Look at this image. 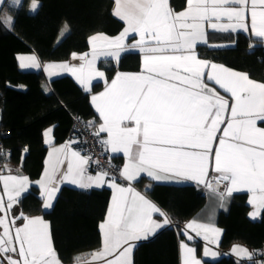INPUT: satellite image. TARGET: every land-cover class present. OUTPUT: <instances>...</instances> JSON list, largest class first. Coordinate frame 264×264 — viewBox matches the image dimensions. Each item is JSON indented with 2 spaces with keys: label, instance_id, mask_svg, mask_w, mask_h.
Listing matches in <instances>:
<instances>
[{
  "label": "snow or ice",
  "instance_id": "6c2138e0",
  "mask_svg": "<svg viewBox=\"0 0 264 264\" xmlns=\"http://www.w3.org/2000/svg\"><path fill=\"white\" fill-rule=\"evenodd\" d=\"M19 2L12 0L14 5ZM249 2L250 34L264 39V9L257 10V5L264 6V0H187V9L180 13L173 12L168 0H115L113 15L126 24L118 37H90L92 59H88L87 54L79 57L72 54L73 59L85 61L79 67L67 63L45 66V72L50 68L70 72L84 90L89 91L92 78L104 76L95 67L98 57L118 60L120 53L128 48H138L144 54L140 74L118 73L104 92L91 97L102 121L94 135L99 137L106 133L107 138L100 143L113 153L122 152L126 158L120 170L121 179L137 181L144 174L151 181H160L169 178L163 174H174L206 184L221 200L226 194L230 196L234 191L246 189L251 194L249 204L256 209L250 215L255 217L264 209V128L257 127V121L264 122V82L250 79L247 73L199 59L195 52L198 43H208L204 21H209L207 27L214 30L249 31L245 15ZM37 7L33 0L31 10ZM222 17L229 23L210 22L212 18L220 21ZM3 23L11 29V17H6ZM129 33L137 34L140 39L126 45ZM96 40L104 43L98 46L93 43ZM18 59L29 61L21 67L40 66L35 56ZM209 67L207 81L229 93L231 105L205 83V69ZM229 107L230 116H226ZM50 133L51 129L46 130L45 136ZM45 143L49 141L46 139ZM65 149L68 163L62 180L81 188L106 182L107 171L86 175L85 165L89 164L90 157L73 151L67 144L53 151L61 153ZM56 163H63L59 156L51 169L45 168L37 182L45 197V208L51 207V199L57 192L53 186L57 181ZM210 168L218 174L215 185L207 181ZM0 182L7 196V204L0 198V212L5 213L0 216V264L4 260L7 264H61L45 221L25 216L23 212L8 220L17 198L28 190V177L0 176ZM107 182L118 194H114L107 218L99 225L102 248L93 254V259H99L101 264H132L135 245L130 241L140 239L141 233L147 238L148 233H155L170 221L164 211L132 187H121L115 177ZM220 184H225V191H217ZM153 214L163 217V221L154 219ZM21 219L24 223L17 227L16 221ZM186 228L205 233L217 231L196 222H189ZM180 247L182 264H201L192 248L184 243ZM233 251L242 258H251L246 249L234 246Z\"/></svg>",
  "mask_w": 264,
  "mask_h": 264
},
{
  "label": "trees",
  "instance_id": "16d2710c",
  "mask_svg": "<svg viewBox=\"0 0 264 264\" xmlns=\"http://www.w3.org/2000/svg\"><path fill=\"white\" fill-rule=\"evenodd\" d=\"M29 1L8 7L12 15L11 29L3 23L4 9L0 10V130L9 131L0 138L2 148L10 151L0 161V170H18L34 180L44 166L48 148L44 143L46 128H52L54 144L71 139L75 143L76 137H70L75 116L93 122L96 130L98 117L90 95L100 90L104 81L94 82L91 90L85 91L69 75L48 80L41 69H21L18 54L33 53L41 64L64 61L73 53L89 51L92 35L116 36L124 24L113 15L112 0H38L35 11L28 10ZM185 1L170 0V6L178 11L184 8ZM132 38L126 45H131ZM207 40V44L196 46L199 58L244 71L250 78L264 82V45L260 39L242 32H209ZM219 44L224 46H216ZM140 68L138 52H123L115 66L104 68L105 80L118 71ZM145 183L146 179L142 178L134 185L160 206L171 224L138 242L132 264H180L178 244L185 236L184 224L197 217L207 205V192L195 185L145 187ZM110 196L111 190L107 187L83 190L63 185L51 208L45 209L38 188L32 186L18 199L17 206L26 216L41 215L48 221L56 254L64 264H73L79 253L101 246L99 225L106 216ZM247 212L246 194L229 197L228 209L220 211L216 219L224 230L218 247L221 256L217 260H205L204 264H244L245 261H237L229 254L234 243L254 253L264 245V209L255 222L247 217ZM191 242L198 247L201 243L195 238Z\"/></svg>",
  "mask_w": 264,
  "mask_h": 264
},
{
  "label": "crops",
  "instance_id": "0c3cea01",
  "mask_svg": "<svg viewBox=\"0 0 264 264\" xmlns=\"http://www.w3.org/2000/svg\"><path fill=\"white\" fill-rule=\"evenodd\" d=\"M112 1H113V7H112V12H113V10L115 8V0H112ZM22 2H23V0H20L19 5ZM35 2L39 5V1L38 0H35ZM32 4H33V0H30L28 5H27V8H28L29 11H32L31 10ZM168 4H169V7L171 8L170 0H168ZM19 5H14L12 3V0H0V10L3 8L4 9L3 10V15L5 17H11V19H12V15L8 11V7L12 8V7H17ZM187 7H188V5H187V0H186L185 1V6H184L183 9L178 10V11H173V12L174 13L183 12V11H185L187 9ZM250 9H251V4L249 2V10H247L246 14H245L246 15V23L248 24L249 31L246 32L243 29H237L234 32L231 31V30H228V31L214 30L212 28L207 27L209 21H204L203 23H204V26H205L206 33L208 34L209 32H223V33L229 32V33L235 34L237 32H242V33H246V34H249L250 36H252L250 34L251 33V12H250ZM260 9H264V6L257 5V10H260ZM116 18L119 19L118 17H116ZM120 21H122V20H120ZM122 22H123L124 26H123V29L121 30V32L126 27V24L124 23V21H122ZM210 22L223 23V24L229 23V21L227 20L226 17H222L220 19V21H216L215 18H212V20ZM65 30H66L65 28L62 29V35L65 33ZM120 33L118 35H116V36H111V37L110 36H106L104 34L98 33V34L92 35L91 37L98 36V35H103V36L108 37L109 39H114V38L118 37L120 35ZM130 37H133L132 40H131V45L134 44L136 41H138L140 39V37L137 34L129 33L128 36L125 38V43L128 41V39ZM252 37L256 38V39H260L262 41L263 45H264V39L257 38L255 36H252ZM93 43H95L96 45L99 46V45L103 44L104 41L96 40V41H93ZM201 43H198V44H201ZM216 46H224V44H219V45H216ZM97 50H99V48ZM126 51H136V52H138L140 54V58H141V68H140V70H138V71H118L110 79L105 80V76H103V77H93L92 80L89 82V89L91 90V86H92V84L94 82H96V81H104V84H103L102 88L100 90L96 91V92L91 93V95H90V103L92 105V108L94 109V112L96 113V116L98 117V122L96 123V130H98L99 124L102 121H101V119L99 117V113L96 112L95 107L93 106V104L91 102V97L94 96V95H99L100 93L104 92L105 88L107 87V85L110 84L111 81L114 78H116L118 73H120V74H140L142 72V61H143V55L144 54L141 53L138 48H128V49H126L123 52H126ZM92 52H93V48H92V45H90L89 51L81 52V53H75V54L77 55V57H79L81 55H84V54H87L88 59H92ZM123 52H121L120 55ZM195 52H196V48H195ZM30 56H35L36 57V55H34L33 53H21V54H18V57H30ZM199 59H201V58H199ZM36 60H37V62L40 65L39 67H34V66L21 67L22 63L29 64V61H27V60L21 61V60L18 59V62L20 64L21 69H23V70L24 69H28V70H40L41 69L44 72V74H45V76H46V78L48 80L56 78V77H59V76H63V75H69L72 78H74V80L76 82H77L76 78L70 72H68L66 70H62L60 68H50L48 72H45V66L46 65H59V64L67 63L70 66L79 67L81 64L85 63V61H82L79 58L73 59V55H71L67 60H64V61H48V62H45L43 64L40 63V61L38 60L37 57H36ZM202 60H204V59H202ZM116 63H117V59H114L112 57L100 56L95 61V67H96L97 71H100V72L104 73L103 67L108 68V67H111L113 65L115 66ZM210 63H213V62H210ZM100 64H101V66H100ZM214 64L223 66V67H225V68H227L229 70H232V71H236V72H240V73H246L244 71H240V70H235V69L229 68V67L224 66L222 64H218V63H214ZM210 70H211L210 67L205 69V76H204L205 83L208 84V87L215 88L216 91L221 96H224L225 99L229 100V105H231L232 100H231L230 94L229 93H225L223 91V89H220L218 85L214 84V82L207 81L206 73H207V71H210ZM50 73H52V74L50 75ZM250 79H252V78H250ZM252 80H254V79H252ZM254 81L260 82V81H257V80H254ZM78 84L81 86L80 83H78ZM20 88H23V87L20 86ZM226 116H230V107H229V111L226 113ZM262 123H264V122L257 121V127L264 128V126L261 125ZM222 127H223V125H222ZM46 130L47 129H45V131ZM45 131H44V143H45L46 139L49 141V143H45V145H47L48 148H47V152H46V155H45V158H44V166H43V169H42V172H41L40 176L37 179H34V180L29 179V187H28V190L26 192H28L31 189L32 186H36L38 188V190H39L40 196L42 197V195H41L42 189H41L40 185L37 182L41 180V177H42V175L45 172V168L48 167L49 169H51L52 166H53V163L57 159V156H59V159L62 160L63 163L62 164L61 163H56L57 181H56V184L53 185V186L57 188V192H56L55 196L51 199V205H53V203H54V201L56 199L57 193H58L59 189L61 188V186H63V185H68V186L76 187V188L83 189V190L100 189V188H103V187H107V188H109L111 190V196H110V200H109L106 216H105L104 220H102L100 222V224L103 223L106 220V218H107L109 207L113 203L114 194H118V193H116V190L111 188L109 186V183L107 182V181H110L112 179L106 177V182L104 184H102L101 186H96L95 184H93V185H91L90 187H87V188H81V187L77 186L76 184L71 183L69 180H62L61 177L63 176L64 173L67 172V163H68L67 162V158H66L67 150L65 149V152L56 153V152L53 151V149L54 148H61V146H64V145L67 144L73 151H77V152H79V151L74 147V140H72V139L71 140H65V141H63V142H61L59 144H54V142H53L54 137H53V133H52V128H51L50 135L47 136V137L45 136ZM220 134H222V133H220ZM101 135L103 136V139L107 138V134L106 133H102ZM216 145L218 146V140L216 141ZM107 151H108V153L111 156H113L115 159H118L120 161L119 166H120V170H121L123 168L125 162H126V158L124 157L123 153L122 152L121 153H113V152H111L110 149H107ZM50 153H52L51 156L49 155ZM80 154L82 155V153H80ZM211 161H212V167H214V163H215V161H214V153H213V156L211 158ZM85 168H86V165H85ZM1 171L2 170H0V172ZM3 171H4V173H9L8 175L16 173L18 175L27 176L25 173H21L18 170H3ZM96 174H89L86 171V175L95 176ZM163 175H165V176H167L169 178H165V179H162L160 181H151L150 178H148L146 175L141 174V178H139V179H142V178L146 179V183L144 184L145 187H149L151 184H164V185H176V186H182V185H187L188 184V185H195V186L203 187L206 190V192H207V205L200 212V214L198 213L197 217L186 221L185 224H184V232L185 233L187 232L188 235L183 236L180 239L179 244H178L179 262H180V264H182V261H183L182 249L180 247L181 243H184L185 245H187L188 247H190V248H192L194 250L195 257H196L197 260H199L201 262V264H204L205 260H217L218 258H220L221 255H220V251H219L218 247L221 244V241H222V238H223V234H224V230H223V228L221 226H219L216 223V219H217V215H218V213L220 211L226 212V210L228 209L229 197L230 196H232L234 194H241V193L246 194V204L248 205L247 217L253 222L258 221L260 219V217H261V213H262L263 209H260L259 212L255 215V217L250 215V213H253L254 211H256V209H255V207L252 204H249V199H250V195L251 194L246 189H241V190H238V191H234L230 196H228L226 194L225 198L223 200H221L220 197L215 192H213L212 190H210L206 186V184H201V183H198L195 180H189V179H187L185 177H182V176L181 177H175L174 174H163ZM217 175L218 174L215 173L214 171H212L211 168H210L208 176H207V181H210L213 185H215V177ZM115 182L117 184H119L121 187H132L136 192H138L141 195L145 196L146 199H148L149 201L154 203L158 208H160V206L156 202H154L150 197H148L145 193H143L140 189H138L134 185V183L136 181L129 182V181L120 179V180H115ZM219 187H222V191H220V192L225 191V184H220ZM217 191H219V189H217ZM2 192H3V197L2 198H3L4 202H5V204H7V196L4 195V191H2ZM26 192H24V193H26ZM24 193H22L21 196ZM19 198H17V200ZM42 199H43V204H44L45 197H42ZM20 213L21 212L19 211V208H18L17 203H16L13 206V208L11 209V214L8 216V220L11 221V219L13 217L18 216ZM3 215H5V213L0 212V216H3ZM34 216H36V215H34ZM153 216H154V219H156L159 222H162L163 219H164L163 217H160L158 214H153ZM28 217H30V216H28ZM30 218H33V217H30ZM167 218H168V216H167ZM168 220H169V218H168ZM189 222H196L198 224L208 225L210 228H213V229H215L217 231L216 232L209 231V232L205 233L204 231H202L200 229H197V230L188 229V228H186V225ZM23 223H24V221L22 219L21 220H17L16 221V226L17 227L22 226ZM170 224H171V222L168 225H165V227L156 230L155 233H148L147 234V238H145V234L144 233H141L140 234V239L132 240V241H130V243H132V244H134L136 246L138 244V242L153 237L160 230L170 226ZM0 231H2V229H0ZM197 231L200 232V235H197ZM100 234H101V229H100ZM189 236H191L192 238L198 239L201 242L200 246L198 247V245H196L195 243L191 242L192 238L189 239L188 238ZM205 236H207L208 238L205 239ZM234 246H238L239 248L246 249L247 252L251 254V258L250 259L248 257H243L242 258L237 252L233 251ZM101 248H102V236H101V246L98 249L93 250V251H86V252L79 253L78 255H76V257L74 259L77 260L79 258V260H81V261H87L88 259H93V254L99 252L101 250ZM134 248H133V251H134ZM133 251H132V256H131L132 261H133ZM206 252H207V255L205 254ZM229 254L232 257H234L237 261H245L244 264H258V261H257L255 253L253 251H251L250 249L246 248L242 244L234 243L231 246L230 250H229ZM111 258H113V257H107L106 259H111ZM93 262H98V264H101V261L99 259H93Z\"/></svg>",
  "mask_w": 264,
  "mask_h": 264
},
{
  "label": "built area",
  "instance_id": "2783aa9c",
  "mask_svg": "<svg viewBox=\"0 0 264 264\" xmlns=\"http://www.w3.org/2000/svg\"><path fill=\"white\" fill-rule=\"evenodd\" d=\"M96 130L89 125V121L84 120L79 116H75L72 122V129L70 137H76L74 143L76 149L85 157H90L91 160L86 165V171L89 174H96L98 172L107 171L108 178L115 177V180H120V166L119 163L111 156L107 149L100 143L103 136L94 135ZM8 130H0V137L8 135ZM9 149L2 148V141L0 138V160L4 161L9 156ZM111 165V166H110ZM258 264H264V245L259 247L255 252Z\"/></svg>",
  "mask_w": 264,
  "mask_h": 264
},
{
  "label": "rangeland",
  "instance_id": "374dc122",
  "mask_svg": "<svg viewBox=\"0 0 264 264\" xmlns=\"http://www.w3.org/2000/svg\"><path fill=\"white\" fill-rule=\"evenodd\" d=\"M64 31V30H63ZM123 54V53H122ZM121 54V55H122ZM120 55V56H121ZM104 68H106V67H103V71H104V76H105V70H104ZM24 70H28V69H24ZM92 126V125H91ZM47 130L48 129H51V127H48V128H46ZM46 132V131H45ZM74 147H75V145H74ZM76 148V147H75ZM83 155V154H82ZM0 161H2V160H0ZM88 173V172H87ZM9 173H4V171L2 170L1 172H0V176H9L8 175ZM10 175H12V176H20V175H18V174H16V173H14V174H10ZM27 177V176H26ZM30 178H28V180H29ZM10 189H11V185H10ZM2 191H4V184H3V182H0V198H2L3 197V192ZM52 206V205H51ZM45 208V207H44ZM51 207H49V208H45V209H50ZM30 217H33V218H35V217H39V218H41L43 221H45L47 224H48V231H49V233H50V226H49V223H48V221L45 219V218H43V216H41V215H36V216H30ZM51 237V236H50ZM53 246V245H52ZM58 256V255H57ZM14 258H18V257H15L14 256ZM59 258V257H58ZM59 260H60V258H59ZM60 262H61V264H64L61 260H60ZM3 264H7V261L6 260H4L3 261ZM73 264H98V262H93V259H88L87 261H81V260H79V258L77 259V260H75V262L73 263Z\"/></svg>",
  "mask_w": 264,
  "mask_h": 264
},
{
  "label": "water",
  "instance_id": "95a60500",
  "mask_svg": "<svg viewBox=\"0 0 264 264\" xmlns=\"http://www.w3.org/2000/svg\"><path fill=\"white\" fill-rule=\"evenodd\" d=\"M0 120H1V109H0ZM19 172H21V171H19ZM218 189H219V191H222V187H219Z\"/></svg>",
  "mask_w": 264,
  "mask_h": 264
}]
</instances>
